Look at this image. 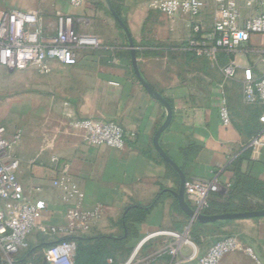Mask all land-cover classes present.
<instances>
[{
	"label": "crops",
	"instance_id": "obj_1",
	"mask_svg": "<svg viewBox=\"0 0 264 264\" xmlns=\"http://www.w3.org/2000/svg\"><path fill=\"white\" fill-rule=\"evenodd\" d=\"M154 1L85 0L80 7L70 0L9 3L11 8L38 12L49 33L56 32L58 15L69 13L78 19L80 31L100 39L99 47L80 50L75 65L51 60L49 71L30 67L48 74L46 79L54 84L61 120L54 131L42 130L35 151L18 154L20 143L15 147L18 178L26 196L42 207L41 220L47 225L68 222V205L63 190L54 186L56 180L79 185L85 193L82 209L101 206L89 229L77 228L70 234L80 239L78 264H197L225 235H236L242 247L219 264H264V217L200 222L198 236L192 234L196 221L191 224L177 196L181 177L154 145L156 132L168 120L161 96L172 106V120L159 138L161 147L184 171L186 182L217 178L224 187L211 198L222 203L239 177L264 182V147H248L264 129L260 119L264 105L244 100L242 70L232 79L225 77L222 67L234 54L221 50L214 64L188 45L193 20L204 30L213 26L217 18L213 0L197 17L179 13L173 20L152 6ZM114 12L130 30L140 72L151 91L135 72L129 38ZM263 51V38L254 35L236 56L261 74ZM223 103L231 119L227 125L220 113ZM89 117L114 120L135 136L127 137L123 149L91 145L72 125L73 119ZM255 189L241 186L234 192L260 204L264 185ZM186 200L192 205L187 191ZM38 234L31 235L29 247L41 237H60ZM173 247L178 249L175 254L169 252Z\"/></svg>",
	"mask_w": 264,
	"mask_h": 264
},
{
	"label": "built area",
	"instance_id": "obj_2",
	"mask_svg": "<svg viewBox=\"0 0 264 264\" xmlns=\"http://www.w3.org/2000/svg\"><path fill=\"white\" fill-rule=\"evenodd\" d=\"M85 0H70L75 7H80ZM210 0H157L152 6L166 13L172 20L179 13H188L197 17ZM217 18L213 26L204 30L202 25L191 22L192 35L188 45L201 56L209 57L218 64L219 51L234 54L222 67L227 79L234 78L243 71V96L249 104L264 105V70L256 74L252 65H242L237 52L259 35L264 42V0H213ZM100 46L97 35L82 32L78 28V19L69 13L59 14L56 20V32L49 33L43 18L38 12L19 8L0 9V68L8 71L23 70L30 67L41 71L50 70L51 60L65 65L78 63L79 52L83 48ZM260 61L264 66V51ZM224 124H229L230 114L225 103L221 106ZM264 122V115L261 116ZM72 125L84 133L87 143L96 146H110L123 149L127 137L135 136L114 120L98 118L73 119ZM19 134L7 135L6 128L0 127V247L12 263V258L29 247V238L35 233L66 236L75 229H89L92 220L100 215L101 206L94 210H84L81 205L85 193L75 183L64 180L54 181V186L63 190V201L68 205L67 225H47L42 222V207L31 201L18 178L20 160L14 149ZM250 148L264 147V129L249 142ZM56 160V158H54ZM186 191L195 209L204 213L209 206L212 194L222 190L217 178H195L186 182ZM179 237L174 231H165ZM151 233L146 238L158 234ZM242 244L236 235H225L214 242L197 264H219L222 258ZM75 240H61L52 244L44 253L47 264H76ZM177 248L170 249L175 254ZM196 257H192L195 259ZM26 264H34L28 262Z\"/></svg>",
	"mask_w": 264,
	"mask_h": 264
},
{
	"label": "rangeland",
	"instance_id": "obj_3",
	"mask_svg": "<svg viewBox=\"0 0 264 264\" xmlns=\"http://www.w3.org/2000/svg\"><path fill=\"white\" fill-rule=\"evenodd\" d=\"M11 1L13 0H0V9L11 8L9 5ZM78 55L79 61L81 52ZM246 56L255 58L254 55ZM46 75L48 74L32 68L16 71L0 68V127L4 126L6 128L9 137L19 134L15 146L17 147L20 143L15 149L18 154H20L19 150L23 153L35 151L42 130L43 132L45 129L54 131L61 120V115L58 114L57 110L56 100L58 95L53 94L55 92L54 84L46 79ZM35 187L38 188L37 185ZM43 203L48 206L47 202ZM260 206L264 208V200L254 207L259 208ZM209 230L212 231V229ZM38 243L39 241L33 242L35 245ZM22 255L10 257L13 261L12 264H16ZM28 258L22 264L35 261L34 257ZM44 260L42 264H45ZM0 264H11L1 249Z\"/></svg>",
	"mask_w": 264,
	"mask_h": 264
},
{
	"label": "trees",
	"instance_id": "obj_4",
	"mask_svg": "<svg viewBox=\"0 0 264 264\" xmlns=\"http://www.w3.org/2000/svg\"><path fill=\"white\" fill-rule=\"evenodd\" d=\"M226 53V52H225ZM231 55V54H230ZM262 185H264L263 181L257 180V179H247V178H241L239 177L234 184L232 185L228 195L225 197L224 202H214L212 198H210L209 201V206L204 209V213L207 214H215V213H227V212H239V211H249V210H256V209H263L261 206L259 208H256L254 206L259 205L258 202H253L251 200H246V199H241L239 198L240 194L235 193L234 190L238 189L239 187H243L246 190L247 189H262ZM241 190V188H240ZM239 190V191H240ZM256 190V189H255ZM238 196V197H237ZM220 222H225L223 221H218ZM194 226L192 227V234L196 235L197 234V226L202 225V223L196 221L194 222ZM217 223V222H216ZM40 235V234H38ZM198 236V234H197ZM196 236V237H197ZM61 240H75L77 243V251H76V256H75V262L77 263L78 260V251H79V244H80V239L77 236H72V235H66V236H60V237H55L54 239H46L42 238L40 239L38 244H33L31 243L30 247L25 250L21 251L18 255L23 254L17 261L16 264H22L23 262L25 263L28 257H34L35 258V263L34 264H42L44 260V251L48 247H50L52 244L56 243L57 241ZM113 255V253H112ZM17 256V255H16Z\"/></svg>",
	"mask_w": 264,
	"mask_h": 264
},
{
	"label": "water",
	"instance_id": "obj_5",
	"mask_svg": "<svg viewBox=\"0 0 264 264\" xmlns=\"http://www.w3.org/2000/svg\"><path fill=\"white\" fill-rule=\"evenodd\" d=\"M114 14L117 17L118 21L123 26V28L125 29L127 36L129 38L131 51H132V60H133L135 72H136L137 76L139 77V79L141 80V82L144 84V86L149 91H151L152 89H151L149 83L146 82V80L143 78V76L140 72L138 62H137L134 39L130 33V30L128 29L126 23L122 20V18L116 12H114ZM159 98L168 107L169 113H168V120L166 123V125H167L172 120V106L168 101H166L161 96H159ZM166 125H164L162 128H160L156 132L155 137H154V145H155L156 149L159 151V153L162 155L164 160L167 163L171 164L174 167V169L179 173V175L181 177V185H180L179 192L177 193V196L179 198V202H180V206H181L182 210L188 216H190L191 224L194 221H199L202 223H210V222H215V221L223 220V219H242V218L264 217V208L263 209H256V210H249V211L206 214V213L200 212L199 210L195 209L192 205H190V203L186 200V187H185L186 175L184 174V171L180 168V166L164 151V149L161 147V145L159 143V138H160V136H161ZM44 261H45L44 263L47 264L46 260H44Z\"/></svg>",
	"mask_w": 264,
	"mask_h": 264
}]
</instances>
